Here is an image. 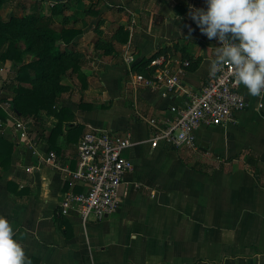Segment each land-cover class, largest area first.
I'll return each mask as SVG.
<instances>
[{"label":"crops","instance_id":"1","mask_svg":"<svg viewBox=\"0 0 264 264\" xmlns=\"http://www.w3.org/2000/svg\"><path fill=\"white\" fill-rule=\"evenodd\" d=\"M91 3L98 13L83 15L76 22L81 32L64 46L84 53V83L75 74L64 79L68 89L55 105L73 112L70 123L81 124L82 133L129 131L133 145L123 153L133 167L123 177L115 212L83 226L74 212L57 215L64 196L84 188L68 172L77 167L79 137L67 140L66 122L50 147L49 128L57 119L46 111L31 119L29 143L16 144L6 127L0 135L14 150L10 167L0 168V215L9 219L26 256L32 264H264V95L249 96L238 86L246 107L230 123L198 128L196 152L165 141L151 146L154 129L146 119L186 103L211 75L218 41L188 15L189 5L204 7V0H81L73 8ZM120 25L127 41L110 54L96 51L94 42ZM166 46L172 49L169 66L185 53L199 59L197 67L185 70L175 90L131 86L125 50L134 64ZM8 62L15 73L19 62ZM50 151L55 165L47 161Z\"/></svg>","mask_w":264,"mask_h":264},{"label":"built area","instance_id":"2","mask_svg":"<svg viewBox=\"0 0 264 264\" xmlns=\"http://www.w3.org/2000/svg\"><path fill=\"white\" fill-rule=\"evenodd\" d=\"M49 3V2H48ZM54 1L48 5H52ZM124 60L129 67L130 84L133 87L154 88L163 86L175 90L180 86L181 77L189 65L187 59L176 61L169 66L163 54L151 64L156 67L152 77H144L131 71L133 56L125 50ZM231 67L226 65L215 75L211 74L198 92L189 93L186 103L170 106L164 117H150L147 124L154 129L151 146L165 141L188 152L198 151L196 130L232 122L234 115L246 107V101L230 75ZM264 95V94H262ZM1 108L6 119L0 118V133L9 127L17 136V143H29L32 129L30 117L15 114L7 101ZM133 145L129 131L116 132L106 128H89L79 137L76 146L77 167L69 171L75 181H81L83 190L69 192L59 204L57 215L76 213L84 226L90 218L96 220L115 212L119 205V191L125 173L132 170L131 160L124 156V150ZM47 161L56 163V154L48 152Z\"/></svg>","mask_w":264,"mask_h":264},{"label":"trees","instance_id":"3","mask_svg":"<svg viewBox=\"0 0 264 264\" xmlns=\"http://www.w3.org/2000/svg\"><path fill=\"white\" fill-rule=\"evenodd\" d=\"M44 0H0V9L4 4L13 3V12L9 17L3 18L0 13V60L19 62L14 76L6 84V89L13 95L8 100L2 96V101H8L16 115L30 117L34 121L40 118V112L46 111L56 117V123L49 128L47 139L50 147L54 148V139L62 133L66 124L67 140L75 141L82 134L81 124H71L74 120L72 111L56 107L57 98L68 89L64 79L75 74L83 84L85 76L81 71L84 53L75 49L64 47L70 43L80 32L76 22L83 15H96L94 3L82 11L75 10L73 6L81 0H68L63 3L54 2L44 5ZM47 12H43V10ZM69 11V13H67ZM128 31L120 25L111 31L104 39L94 42L95 50L103 54L114 52L116 45L127 41ZM170 47H164L145 59L134 63L133 72L144 77H152L156 67L151 61L167 52ZM25 55H29L25 60ZM187 59L188 70H194L199 59L182 54ZM0 118L6 119L5 111L0 107ZM70 135V138H69ZM13 143L0 135V168L6 170L11 165L14 150ZM253 173L259 182L258 167L255 160L250 161ZM195 168V167H194ZM196 169V168H195Z\"/></svg>","mask_w":264,"mask_h":264},{"label":"clouds","instance_id":"4","mask_svg":"<svg viewBox=\"0 0 264 264\" xmlns=\"http://www.w3.org/2000/svg\"><path fill=\"white\" fill-rule=\"evenodd\" d=\"M189 5L188 15L209 40L215 39V75L226 65L249 96L264 94V0H204ZM176 18V17H175ZM191 31V26L189 25ZM0 264H32L9 219L0 215Z\"/></svg>","mask_w":264,"mask_h":264},{"label":"rangeland","instance_id":"5","mask_svg":"<svg viewBox=\"0 0 264 264\" xmlns=\"http://www.w3.org/2000/svg\"><path fill=\"white\" fill-rule=\"evenodd\" d=\"M50 2H52V0H44L43 3L44 5H48ZM13 3H9V4H4L1 9H0V13L2 15L3 18H7L10 16V14L13 12ZM80 7H82L81 4H79ZM43 12H47V10H43ZM9 73L12 74V77L14 76V69H12V63L11 62H8V61H2L0 60V103L3 104L4 102L1 101V97L3 96H11L12 92H5V90H2L6 84L8 83H5L7 81V78L9 77H6V76H9ZM11 79V78H9ZM10 82V80H9ZM32 132H33V129H31L29 131V136L32 135Z\"/></svg>","mask_w":264,"mask_h":264},{"label":"water","instance_id":"6","mask_svg":"<svg viewBox=\"0 0 264 264\" xmlns=\"http://www.w3.org/2000/svg\"><path fill=\"white\" fill-rule=\"evenodd\" d=\"M54 2H58V3H63V2H66L68 0H53Z\"/></svg>","mask_w":264,"mask_h":264}]
</instances>
